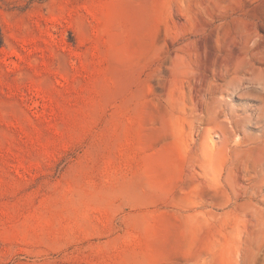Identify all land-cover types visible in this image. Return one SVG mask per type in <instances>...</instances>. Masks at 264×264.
Wrapping results in <instances>:
<instances>
[{"label": "rangeland", "instance_id": "1", "mask_svg": "<svg viewBox=\"0 0 264 264\" xmlns=\"http://www.w3.org/2000/svg\"><path fill=\"white\" fill-rule=\"evenodd\" d=\"M0 264H264V0H0Z\"/></svg>", "mask_w": 264, "mask_h": 264}]
</instances>
